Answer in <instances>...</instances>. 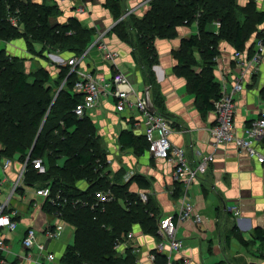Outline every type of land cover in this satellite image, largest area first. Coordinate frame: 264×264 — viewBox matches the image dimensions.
Here are the masks:
<instances>
[{
	"label": "crops",
	"instance_id": "crops-1",
	"mask_svg": "<svg viewBox=\"0 0 264 264\" xmlns=\"http://www.w3.org/2000/svg\"><path fill=\"white\" fill-rule=\"evenodd\" d=\"M33 1L40 4L56 2L59 5L61 13L51 19L53 24L66 23L70 18L76 17L84 26L96 29L88 52L76 67L78 71L109 79L117 69L121 70L128 76L137 96L146 99L152 108L159 111L162 109L163 114L170 119L173 128L171 141L173 145L184 149L189 161L195 164L199 160L198 152L214 155V161L210 163L202 179L191 184L188 189V197L195 210L201 214L202 222L198 224L189 219L179 224L177 236L183 240L184 250L172 252L173 261L180 263L184 258H188L190 264H264V240L258 239L254 234L257 227L264 229V164L250 158L231 144L215 149L210 132L217 118L215 110L202 113L196 95L188 89L186 78L175 73L179 64L176 52L180 50L184 38L199 33L197 23L179 26L178 34L173 38L155 39L158 61L152 67L155 82L152 83L135 45L121 40L110 31L117 20L105 7L106 0ZM252 2L256 5V12H264V0H235L240 8H245ZM124 3L128 9V0ZM81 5L85 6L83 11L79 10ZM131 5H134L133 1L130 2ZM148 10L149 7L138 8V17H143ZM208 29L216 30V21L209 24ZM102 33L106 34L104 41L120 53L116 62L106 59L102 51L93 47ZM263 34L264 21L249 34L242 49L235 47L234 40L225 37L218 40L217 54L212 58L213 64L210 66L221 89L224 81L227 88L231 89L240 74V68L234 58L236 50L243 51L247 57L252 56L256 43ZM0 43L5 44L0 50L4 49L11 56L24 58L25 67L27 64L33 67L36 63L37 68L42 66L48 69L52 76L51 83L57 78L60 68L53 65L49 54L57 52L66 61L76 55L60 50H45L43 55H35L28 50L24 38L11 41L0 39ZM42 47V44H35L38 52ZM196 54L199 63L206 62L201 52L197 51ZM63 86L64 81L58 87L55 99ZM157 94L162 108L156 104ZM236 101L237 133L242 136L245 135V125L264 113V57L260 59L256 70L247 75L245 87L237 94ZM86 115L95 124L101 144L108 154L109 170L113 173H124L122 181H130L131 192L138 196L145 194L147 202L151 198L156 203L159 208L157 226L160 218L175 215L182 205L184 184L174 181L173 163L155 158L147 147L142 154H138L135 147L123 148L120 142V135L124 130L132 131L135 136L143 138L140 111L128 107L121 110L116 97L104 94L99 105L87 111ZM260 145L264 147V138ZM0 148L1 153L4 149L1 142ZM31 153L32 150L25 161L20 160L17 154L6 156L13 158L12 167L7 172L3 170L0 162V206L9 202V210L17 211L15 229L6 225L0 227V239L4 240L3 248H0V261L2 264H58L57 261L64 264L65 251L75 240V228L69 221L49 213L47 198L36 193L38 188L46 184L32 185L26 181L27 161ZM39 160L42 168L37 166L35 161L34 166L38 171L45 172L46 165L42 158ZM61 160L64 161L65 158ZM24 167L23 180L14 189ZM128 175H132L129 180ZM78 186L85 190L89 183L81 180ZM232 207H236L239 213L236 214ZM57 222L63 225L62 232L58 238L51 239L45 230L50 225L55 226ZM30 228L36 230V243L33 248L28 249L24 247L23 240ZM129 232L134 234L129 243L138 245L141 252L132 255L131 251H128L125 256H119L127 259L126 264L131 255L134 264L138 263L137 259L140 261L138 264L162 263L157 259L155 262L147 259L148 254L154 251L160 241L158 235L144 230L140 223H135ZM49 253L55 256L53 261L47 259ZM165 258L167 260L166 256Z\"/></svg>",
	"mask_w": 264,
	"mask_h": 264
},
{
	"label": "trees",
	"instance_id": "trees-1",
	"mask_svg": "<svg viewBox=\"0 0 264 264\" xmlns=\"http://www.w3.org/2000/svg\"><path fill=\"white\" fill-rule=\"evenodd\" d=\"M124 1H105V7L116 20L126 10ZM60 13L56 2L40 4L33 0H0V39L24 38L28 50L35 55H43L45 50L83 55L89 49L96 29L84 26L76 17L66 23L53 24L51 19ZM14 18L17 25L13 23ZM217 20L221 21L218 34L214 29H208V25ZM263 21L264 12H256L254 2L240 8L235 0H153L143 17L130 15L120 20L111 32L135 45L150 81L155 83L152 72L158 61L155 39L173 38L177 36L179 26L196 22L199 33L184 38L176 52L179 64L175 73L186 78L188 89L196 95L199 110L206 113L215 109L214 101L221 95L210 66L217 54L218 40L223 37L234 40L235 47L242 49L249 34ZM131 31L135 32L134 38L130 37ZM37 43L43 46L39 52L35 49ZM197 51L206 62H198ZM24 60L0 50V142L4 146L0 155L17 154L20 160L25 161L32 150L27 161L26 181L32 185L50 184L52 198L60 194L56 204L47 199V209L75 228V240L65 251L64 264H126L127 259L116 257V238L127 234L135 223L157 235L159 208L151 198L144 203L141 197L131 192L130 181H122V172L111 177L108 154L95 124L87 112L82 117L74 113L76 105L83 101V95L75 93L78 74L71 71L72 66L59 65L58 76L52 83L51 73L41 66L36 71L35 83L30 85ZM63 81L65 84L55 99ZM8 85L10 93L18 95V99L8 96ZM159 98L157 94L155 101L162 108ZM160 111L163 113L162 109ZM22 112L27 118V127L18 121ZM120 142L123 148L135 147L138 154H142L146 147L148 150L146 138L137 137L132 131H122ZM39 158L46 165L45 172L34 166V161ZM62 158L65 160L60 163ZM81 180L89 183L87 189L78 186ZM108 188L113 190L116 200L93 209L96 191ZM77 200L84 204H75ZM254 234L264 240L262 227H257ZM132 255L128 264H134ZM157 260L165 264V255H157Z\"/></svg>",
	"mask_w": 264,
	"mask_h": 264
},
{
	"label": "built area",
	"instance_id": "built-area-1",
	"mask_svg": "<svg viewBox=\"0 0 264 264\" xmlns=\"http://www.w3.org/2000/svg\"><path fill=\"white\" fill-rule=\"evenodd\" d=\"M85 1L87 2L88 0ZM132 1L134 2V5L130 6V2ZM152 1L153 0H128V9L125 10L121 18L117 20L113 27L120 20L127 18L134 13L137 14L138 8L150 7ZM84 7V5H81L79 10L83 11ZM187 22L188 21L186 20L185 23ZM13 23L17 25L15 18L13 19ZM220 27L221 21L218 20L216 21V34L219 33ZM105 35V33L100 34L93 47H97L98 50L102 51L106 59L116 62L120 53L117 49L111 48L104 41ZM88 50L82 56L75 55L67 61L57 52L50 53L49 58L53 61L52 63L54 66L59 67V65L63 64L73 66L71 71H76L78 74V79L74 84V90L75 92L83 95V101L78 103L74 108V113L77 116L82 117L87 111L96 108L104 94H111L116 97L117 104L121 110L128 107L136 108L140 111L143 135L148 142V151L155 158L167 160L173 163L174 181L184 184V194L182 196L181 208L175 215L160 218L158 220L157 235L159 236L160 241L154 251H151L148 254L147 259L155 262L157 255H165L167 257L165 264H190L191 262L188 258H184L180 263L174 262L171 253H178L184 250V242L177 236V228L179 224L189 219L194 220L198 224L202 222L201 214L195 210L193 202L188 197V189L191 184L202 179L204 174L208 171L210 163L214 161V155H204L198 152L197 155L199 160L195 164L189 161L184 149L173 145L171 141L170 136L173 129L170 119L161 111L152 108L146 99L138 97L128 76L121 70L117 69L109 79L96 77L93 74H89L84 71H78L76 67L81 63ZM262 57H264V34L257 41L256 48L252 56L247 57L243 51L236 50L234 58L236 65L240 68V74L231 89L227 88V83L225 81L223 82L221 95L219 99L214 101V110L217 116L216 122L210 128L213 146L215 149L231 144L250 158L255 159L260 164H264V147L260 145L261 140L264 138V113L259 118L253 119L245 125V135H239L237 133L236 126V98L237 94L242 92L245 87V79L247 75L249 73L252 74L256 70L257 64ZM133 97H135V99ZM0 162L3 170L7 172V170L12 167L13 158L0 155ZM35 162L37 166L41 167V160L38 159L35 160ZM24 173L25 167L21 170L19 179L15 182L14 189H16L19 186L20 181L23 180ZM131 177L132 175H128L127 180ZM2 182H4V180ZM36 193L47 199L49 198L53 204H56L57 199H60V194H57V198L51 197L52 189L50 184H46L45 186L38 188ZM140 197L143 202H147V196L145 194L140 195ZM95 200V203L92 205L93 209H95L97 205H103L116 199L113 190L108 188L96 191ZM80 202L84 204L81 200H77L75 204ZM9 207V202H5V204L0 206V227L6 225L10 229H15L17 226V221L15 219L17 211L12 209L9 210ZM232 210L236 214L239 213V210L236 207H232ZM4 211H6V213H4ZM62 229L63 225L60 222H57L55 226H48L45 231L48 237L53 239L60 236ZM133 237L134 234L132 232H128L127 234H123L121 237L116 238L114 242V249L117 256H125L129 250L134 255L141 252V248L138 245H132L129 243V240ZM35 243L36 230L34 228H30L23 240V245L25 248L30 249L34 247ZM3 244L4 240L0 239V248H3ZM41 247L43 248V246ZM54 258L55 256L52 253L47 255V259L50 261H53ZM137 262L140 263L138 259L136 263ZM0 264H2L1 261Z\"/></svg>",
	"mask_w": 264,
	"mask_h": 264
},
{
	"label": "rangeland",
	"instance_id": "rangeland-1",
	"mask_svg": "<svg viewBox=\"0 0 264 264\" xmlns=\"http://www.w3.org/2000/svg\"><path fill=\"white\" fill-rule=\"evenodd\" d=\"M132 15H138V14H132ZM194 27V26H193ZM130 35H131V38L132 37H135V32H130ZM20 40H22V39H20ZM134 41H136V39H134ZM0 47H5V44L4 45H2V43H0ZM33 58H35V56H33ZM28 65V64H27ZM26 65V67H27V69H26V67H25V69H26V71H27V73L29 74V83H30V85H33L34 83H35V74H36V71L38 70V68H37V66H36V63H35V66H27ZM33 65V64H32ZM29 67H31V68H29ZM8 87H9V89H8V93H10V89H11V87L8 85ZM9 97H14V100L15 99H18L19 98V96L18 95H15L13 92H11L9 95H8ZM50 110V109H49ZM20 117H19V119H18V121L19 122H21V123H23V126H24V124H25V126L27 127L28 126V123L26 122V117L25 116H23L24 114H23V112L22 113H20ZM10 118H7V120H9ZM46 119V118H45ZM44 119V120H45ZM25 134V133H24ZM28 134H26V135H24V137L25 136H27ZM37 138V137H36ZM37 141V139H35V141H34V143ZM1 149V148H0ZM109 160V157H108V155H107V165H108V168L110 167V162L108 161ZM61 163H63V160H61ZM113 175H114V173L112 172V176L111 177H113ZM123 175H124V173H123ZM140 197V196H139ZM72 242H73V240H72ZM71 242V243H72ZM57 263L58 264H60V262L59 261H57Z\"/></svg>",
	"mask_w": 264,
	"mask_h": 264
},
{
	"label": "water",
	"instance_id": "water-1",
	"mask_svg": "<svg viewBox=\"0 0 264 264\" xmlns=\"http://www.w3.org/2000/svg\"><path fill=\"white\" fill-rule=\"evenodd\" d=\"M40 133V132H39ZM38 137H39V134H38V136H37V138L36 139H38Z\"/></svg>",
	"mask_w": 264,
	"mask_h": 264
},
{
	"label": "bare ground",
	"instance_id": "bare-ground-1",
	"mask_svg": "<svg viewBox=\"0 0 264 264\" xmlns=\"http://www.w3.org/2000/svg\"><path fill=\"white\" fill-rule=\"evenodd\" d=\"M166 116V115H165ZM173 129V128H172Z\"/></svg>",
	"mask_w": 264,
	"mask_h": 264
}]
</instances>
